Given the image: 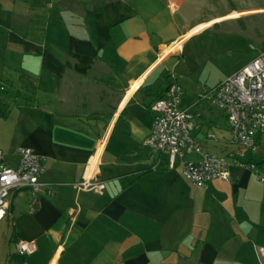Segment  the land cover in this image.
<instances>
[{
  "label": "crops",
  "instance_id": "0c3cea01",
  "mask_svg": "<svg viewBox=\"0 0 264 264\" xmlns=\"http://www.w3.org/2000/svg\"><path fill=\"white\" fill-rule=\"evenodd\" d=\"M215 7L216 0H0V149L13 167L18 147L43 156L45 167L41 190L10 194L0 264H264V182L254 172L232 166L228 180L194 187L180 162L172 167L167 152L144 147L150 106L171 82L188 83L177 73L187 39L264 16ZM196 50L188 56L202 55L213 72L209 87L264 53L216 73L211 52ZM181 107L201 114L194 136L206 151L237 148L224 112L190 90ZM263 144L264 136L258 149ZM247 160L264 172L258 151ZM88 179L104 191L75 187ZM19 240L36 251L19 256Z\"/></svg>",
  "mask_w": 264,
  "mask_h": 264
},
{
  "label": "built area",
  "instance_id": "2783aa9c",
  "mask_svg": "<svg viewBox=\"0 0 264 264\" xmlns=\"http://www.w3.org/2000/svg\"><path fill=\"white\" fill-rule=\"evenodd\" d=\"M182 95L183 88L171 82L163 95L150 106L152 130L144 147L152 154L167 152L172 167L180 162L183 174L194 187H205L217 179L228 180L232 166L251 170L264 182V172L258 164L247 160L248 155L258 151L259 139L264 136V53L218 85L206 87L198 94V101H209L225 113L236 149L222 155L206 151L194 136L195 120L201 114L183 109ZM208 139H215V136L209 134ZM16 152L18 165L13 167L0 149V221L9 212L12 190L28 187L39 191L44 186L40 182L45 172L44 157L26 147H18ZM192 153H198L200 160H188L187 155ZM75 187L97 193L105 189L103 182L90 179ZM16 251L19 256L30 255L36 251V244L19 240Z\"/></svg>",
  "mask_w": 264,
  "mask_h": 264
},
{
  "label": "rangeland",
  "instance_id": "374dc122",
  "mask_svg": "<svg viewBox=\"0 0 264 264\" xmlns=\"http://www.w3.org/2000/svg\"><path fill=\"white\" fill-rule=\"evenodd\" d=\"M216 13L221 14L231 10H254L259 11L264 9V0H216ZM214 13V12H213ZM256 14V15H255ZM234 16L238 13H234ZM264 16L254 13L252 16H246L239 19L227 21L219 26V30H210L202 36H193L185 42L184 57L181 59L178 67V72L185 80L187 85H183V93L194 92L197 95L212 83L210 74L212 70L208 71V65L205 66L202 55L197 57V61L189 58L188 53L192 48L194 52L198 47L200 50L206 49L211 52L208 53L210 60L214 64L216 73H228L232 71L239 62L246 56L255 57L261 51H264ZM259 38V39H258ZM259 40V41H258ZM199 51V50H198ZM201 52V51H200ZM188 64L193 67L190 69ZM210 75V76H209ZM214 75V74H213ZM204 105L212 106L216 113L220 110L217 106L212 105L209 101H203ZM1 103V97H0ZM259 154L264 157V144L258 149ZM10 163H15L14 159H8ZM3 222L0 223V235ZM8 249L9 246L6 243Z\"/></svg>",
  "mask_w": 264,
  "mask_h": 264
},
{
  "label": "bare ground",
  "instance_id": "6f19581e",
  "mask_svg": "<svg viewBox=\"0 0 264 264\" xmlns=\"http://www.w3.org/2000/svg\"><path fill=\"white\" fill-rule=\"evenodd\" d=\"M97 162H98V155L94 156L90 162V172H92L95 169Z\"/></svg>",
  "mask_w": 264,
  "mask_h": 264
}]
</instances>
